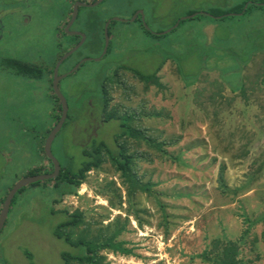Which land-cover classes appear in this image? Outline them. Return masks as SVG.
Wrapping results in <instances>:
<instances>
[{"label": "rangeland", "instance_id": "374dc122", "mask_svg": "<svg viewBox=\"0 0 264 264\" xmlns=\"http://www.w3.org/2000/svg\"><path fill=\"white\" fill-rule=\"evenodd\" d=\"M245 1L104 0L94 9L80 10L73 28L89 34L87 13L94 10L100 31L97 45L88 37L59 69L66 74L79 61L91 59L59 84L68 113L52 144V155L60 166L76 171L93 143L115 148L119 124L103 116L100 86L117 67L121 84L104 86L106 111L141 112L134 125L163 145L158 149L142 143L137 148L140 157L133 169L138 187L145 185L147 190L124 184L104 158L99 169L86 175L76 194L63 197L58 205L51 203L55 193L50 181L17 193L12 219L0 237V264H63L62 253L78 254L53 235L55 227L67 219L63 212L82 215L77 227L66 230L73 241H102L124 227L117 242H123L132 254L102 250L98 253L104 258L101 264H209L199 256L212 250L216 239L240 240L247 217L258 223L239 244L238 259L243 264H264V0H248L249 9L234 19L184 20L158 38L147 32H167L189 12L201 14ZM74 3L0 0V12L21 8L29 18L26 25L20 17L7 20V35L1 33L2 198L29 172H35L34 176L52 173L43 148L60 115L52 74L44 86L29 84L5 69L3 61L32 63L53 72L58 60L78 43V38L60 31ZM138 9L144 11L146 26L137 21L140 16L135 18ZM112 18L134 22L110 25L117 38L110 39L105 57L96 62L104 47V26ZM160 67L156 75L160 86L150 84L149 89L129 72L151 75Z\"/></svg>", "mask_w": 264, "mask_h": 264}, {"label": "trees", "instance_id": "16d2710c", "mask_svg": "<svg viewBox=\"0 0 264 264\" xmlns=\"http://www.w3.org/2000/svg\"><path fill=\"white\" fill-rule=\"evenodd\" d=\"M247 2L248 0L245 1L243 4L239 5H233L228 7L224 6L222 8H209L207 10H203V13L197 15L195 18L190 20L193 21L196 19L200 20L201 18H204L209 21L215 22L223 21L225 19H234L235 17H239L237 16L238 14H241L242 12L244 14L249 9L248 5L247 8L244 10V6ZM251 6L255 7L256 5L251 4ZM80 10L81 9H79V14ZM194 13L196 12H189L188 15L190 16ZM86 19L88 21L86 30L89 33L86 34L87 38H91L92 44L97 45V39L100 31V21L98 20V16L95 14L94 10H89ZM112 24L115 25L116 22H112ZM148 35H151L155 38L160 37L155 34H149V32ZM4 66H6V69L13 72L14 75L17 77L27 79L32 82H51V79L48 81V74H52V70L48 72L45 68L43 69L42 67L36 66L34 64L13 59L5 60ZM163 66L164 65H162V67ZM162 67L155 70L154 73L151 75H144L140 72L130 70L129 72L132 73L135 79L145 84L146 89H149L148 87L150 84L160 86L156 75ZM119 70L120 67H117L113 75H109V78L107 79L104 78V81L101 83L100 86L103 100L102 114L105 117L106 121H116L119 124V132L114 136L115 148L112 149L109 147V145L103 142H95L89 147V149H87V151H84V161L79 169L73 171L69 167L60 166L61 170L59 176L56 179L50 181L52 191L55 193L54 198L51 200V203L53 205H58L62 198L65 196L75 195L79 187L84 183L86 175L90 171L99 169L103 163L104 158H107L108 161H110L115 173L119 174L124 184L129 183L133 188L138 187L140 183L136 179L135 170L133 169L134 162L140 157L138 155L139 151L137 150V148L140 149V144L142 143L148 146L154 145L158 149H161V145H163L162 143H156L152 139L148 138L141 128L134 125L137 120V117H139L140 115L139 113L141 112L134 110L131 112L129 111L122 114H118L116 113V111H106L108 107V100L107 91L105 87L109 85V88H111L116 84H121L117 77ZM53 97L55 100H57V102H59L58 99L54 96V94ZM59 112L61 114L60 104ZM59 117L60 115L58 116L57 121L59 120ZM48 134L49 132L47 133V135ZM132 147H135L136 149V151H134L133 153H131ZM34 175L35 172H29L28 174V176ZM219 182L222 184L224 183L222 175H220ZM36 186L37 185H32V187ZM145 187L146 186L143 185L138 188L140 190H147ZM23 190L24 189H22L19 193H22ZM63 213L67 216V219L55 227L53 235L56 239L63 241L65 244H67L71 249L79 251V253L75 255L66 252L62 253L61 260L63 261V264H101L104 258L100 257L98 253L102 250H109L112 253L123 256H129L132 254L131 250L125 249V244L123 242H117V238L124 231V227L120 229L116 228L111 235L106 236L102 241H88L84 238L73 241L71 235L66 233V230L77 227L82 222V215L79 213H75L73 215H69L67 214V212ZM52 214L55 215V212L53 210ZM261 221L264 223V215L261 217ZM243 223L247 225V228L243 231L240 240L230 241L216 239L212 242V250H207L199 256L202 262H206L209 264H243V262L238 259L239 244L241 242H245L246 236L249 234L255 223H258V220L252 223L249 218L244 217ZM262 237L264 239V230L262 233ZM25 256L27 259L30 258V255L27 252H25ZM30 264L33 263L30 261Z\"/></svg>", "mask_w": 264, "mask_h": 264}, {"label": "water", "instance_id": "95a60500", "mask_svg": "<svg viewBox=\"0 0 264 264\" xmlns=\"http://www.w3.org/2000/svg\"><path fill=\"white\" fill-rule=\"evenodd\" d=\"M103 1L104 0H96L95 2H93L91 4L76 2V3H74V5L72 7L71 17H70L69 23L65 27V32L69 33V35L72 37H79L80 41L76 46H74L71 50H69L64 56H62L58 60V62L55 64V66L53 68V72H52V83H51L52 92H53L54 96L58 99L60 106H61V114H60L59 120L57 121L53 130H51L50 133L48 134V136L44 142V148H43L44 156L46 157V159L48 161H50V163L52 165V173L49 175H44V176H28V177H25L21 181H18L16 184H14L12 186V188H10V190L7 193V196L4 200L2 209L0 211V233H1V231L5 225V222L7 220L8 214H9L10 206L12 205L13 199L17 193H19L22 189H24L28 186L37 184L39 182L54 180L60 174L61 167H60L59 162L52 155L51 147H52V144H53L56 136L61 131V129H62V127H63V125L67 119L68 106H67V101H66L65 97L62 95V93L60 91L59 84L68 75L76 72L84 63L90 62L91 59L81 60L70 72H68L66 74H60L59 69H60L61 65L63 64V62H65L69 57H71L75 52H77L85 44V42L87 40L86 34L69 32V29L72 27V25L75 23V21L78 18L79 9H94V8L98 7ZM247 6L248 5L244 6V10L247 8ZM199 14L200 13H194V14L178 21L177 24L172 29L168 30L167 32L155 34V35L164 36V35L168 34L169 32H171L173 29H175L181 21L193 19ZM242 14H243V12L241 14H238L237 16H241ZM140 15H141V20L143 21V13L140 12ZM136 16L137 15H135V18H136ZM112 22H116V23H128L129 22V23H132V22H134V20L127 21V20H122V19H118V18H115V19L112 18L105 24L104 30H103V35H104V40H105L104 47H103V51H102L101 56L96 59V62L100 61L107 53V49H108L109 41H110L109 35H108V26Z\"/></svg>", "mask_w": 264, "mask_h": 264}, {"label": "flooded vegetation", "instance_id": "af4514ba", "mask_svg": "<svg viewBox=\"0 0 264 264\" xmlns=\"http://www.w3.org/2000/svg\"><path fill=\"white\" fill-rule=\"evenodd\" d=\"M18 2H20V3H24L26 0H17ZM96 1V0H95ZM94 1V2H95ZM76 2H81L80 0H75V3ZM28 7V6H27ZM73 7V6H72ZM140 12H144V11H142V10H136V11H134V13H136V18L137 17H139L140 16V19L138 18L137 19V21H139V23L140 24H142L143 26L145 25L144 24V19H143V21L141 20V15H140ZM15 16L16 17H20V19L22 20V24L23 25H26V23L29 21V18H27V16H24V14L22 13V10H21V8L20 9H17L16 11H8V10H6V9H3V11L1 10V12H0V35H1V33H3L4 34V32L5 31H7L6 29H8L9 28V26L6 24V21L7 20H13L14 18H15ZM71 17V16H70ZM78 19V18H77ZM69 20H70V18H69ZM69 20L67 21V22H65L64 23V26H63V28H62V30H60V31H63V32H65V27H66V25L69 23ZM127 21H130V20H127ZM77 22V20L75 21V23ZM88 22V21H87ZM74 23V24H75ZM129 23V22H128ZM74 24L72 25V27L69 29V32H71V33H83L82 31H79V30H77V29H75V28H73V26H74ZM112 23H110L109 24V26H108V35H109V40L110 39H116L117 38V35H113V32H111L110 31V25H111ZM125 24H127V23H125ZM146 26V25H145ZM147 31L149 32V34H154V33H152L149 29H147ZM9 33V32H8ZM2 34V35H3ZM83 34H85V33H83ZM2 35L0 36V42H1V44L4 42V40H3V37H2ZM4 35H7V34H4ZM104 36V35H103ZM78 38V43H79V41H80V38L79 37H76V39ZM110 42V41H109ZM77 43V44H78ZM86 43V42H85ZM84 46V45H83ZM82 46V47H83ZM105 57V56H104ZM103 57V58H104ZM103 58L101 59V60H103ZM4 62V61H3ZM80 62V61H79ZM30 64H32V63H30ZM5 69H6V67H5ZM8 70V69H7ZM10 71V70H9ZM11 72V71H10ZM12 74H14L13 72H11ZM28 82H30V80H27ZM8 192H9V190H8ZM7 192V193H8ZM7 193H6V195H5V197H0V211H1V209H2V206H3V203H4V200H5V198H6V196H7ZM10 215H11V206H10V209H9V214H8V217H7V220H6V222H5V225H4V227H3V229H2V231H1V233H0V237H1V235H2V233L4 232V229H5V227H6V225L8 224V222H9V219L11 220L12 218H10ZM0 240H1V238H0Z\"/></svg>", "mask_w": 264, "mask_h": 264}, {"label": "crops", "instance_id": "0c3cea01", "mask_svg": "<svg viewBox=\"0 0 264 264\" xmlns=\"http://www.w3.org/2000/svg\"><path fill=\"white\" fill-rule=\"evenodd\" d=\"M29 84L30 83H32V81H30V82H28ZM39 84H41L40 86H44V85H46L47 83L46 82H43V83H39Z\"/></svg>", "mask_w": 264, "mask_h": 264}]
</instances>
